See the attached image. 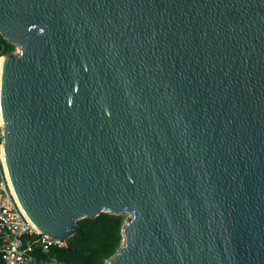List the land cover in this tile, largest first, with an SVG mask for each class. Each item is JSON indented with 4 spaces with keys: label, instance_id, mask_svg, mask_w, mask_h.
I'll list each match as a JSON object with an SVG mask.
<instances>
[{
    "label": "water",
    "instance_id": "water-1",
    "mask_svg": "<svg viewBox=\"0 0 264 264\" xmlns=\"http://www.w3.org/2000/svg\"><path fill=\"white\" fill-rule=\"evenodd\" d=\"M0 34V156L37 230L106 211L105 264H264V0H0Z\"/></svg>",
    "mask_w": 264,
    "mask_h": 264
},
{
    "label": "trees",
    "instance_id": "trees-1",
    "mask_svg": "<svg viewBox=\"0 0 264 264\" xmlns=\"http://www.w3.org/2000/svg\"><path fill=\"white\" fill-rule=\"evenodd\" d=\"M15 49L16 45L0 34V57ZM124 220L125 214L106 211L93 218H80L77 231L65 239V246H51L48 250H42L39 245L33 247L35 264H105L121 245ZM0 264H4L1 257Z\"/></svg>",
    "mask_w": 264,
    "mask_h": 264
},
{
    "label": "built area",
    "instance_id": "built-area-1",
    "mask_svg": "<svg viewBox=\"0 0 264 264\" xmlns=\"http://www.w3.org/2000/svg\"><path fill=\"white\" fill-rule=\"evenodd\" d=\"M65 246V240L40 232L20 206L0 156V257L4 264H35L33 247Z\"/></svg>",
    "mask_w": 264,
    "mask_h": 264
},
{
    "label": "bare ground",
    "instance_id": "bare-ground-1",
    "mask_svg": "<svg viewBox=\"0 0 264 264\" xmlns=\"http://www.w3.org/2000/svg\"><path fill=\"white\" fill-rule=\"evenodd\" d=\"M1 60H2V57H1V59H0V62H1ZM1 158H2V160L4 161L2 152H1Z\"/></svg>",
    "mask_w": 264,
    "mask_h": 264
},
{
    "label": "rangeland",
    "instance_id": "rangeland-1",
    "mask_svg": "<svg viewBox=\"0 0 264 264\" xmlns=\"http://www.w3.org/2000/svg\"><path fill=\"white\" fill-rule=\"evenodd\" d=\"M17 48H18V47L16 46V49H15V51L17 50Z\"/></svg>",
    "mask_w": 264,
    "mask_h": 264
}]
</instances>
